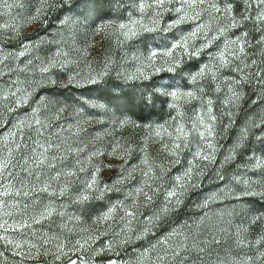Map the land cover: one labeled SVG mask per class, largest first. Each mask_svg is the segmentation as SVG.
<instances>
[{
	"label": "snow or ice",
	"instance_id": "1",
	"mask_svg": "<svg viewBox=\"0 0 264 264\" xmlns=\"http://www.w3.org/2000/svg\"><path fill=\"white\" fill-rule=\"evenodd\" d=\"M0 9L14 49L0 53V105L14 117L0 123V242L20 264H264V213L249 212L234 233L228 219L246 197L264 200V119L246 122L218 158L247 89L264 92V0H0ZM97 36L109 48L88 59ZM37 69L39 78L17 75ZM57 87L84 90L72 135L93 120L143 135L111 151L73 146L54 123L67 106L54 120L42 114ZM104 156L122 163L96 162ZM114 167L111 182L102 178ZM212 173L214 188L190 208ZM227 202L230 211L212 213ZM87 220L94 228L78 233ZM225 236L239 250L231 261L213 258Z\"/></svg>",
	"mask_w": 264,
	"mask_h": 264
},
{
	"label": "rangeland",
	"instance_id": "2",
	"mask_svg": "<svg viewBox=\"0 0 264 264\" xmlns=\"http://www.w3.org/2000/svg\"><path fill=\"white\" fill-rule=\"evenodd\" d=\"M2 10V9H0ZM21 14L23 12L21 11ZM13 16L16 15V10L13 9ZM4 19H8V16H4ZM167 19V17L165 18ZM41 27L38 24H33L29 27L24 28V33H31L34 29ZM97 43L95 44V47L91 49L90 56L87 57L88 59H102L103 56L106 54V50L109 48V43L106 40H102L101 37L97 36L95 38ZM13 43H15L13 41ZM14 51L12 47L9 46V42L6 37L0 36V53L8 54L10 52ZM41 55H44V53H40ZM259 58V57H257ZM23 59V58H21ZM9 63L14 69L22 68L24 65L20 63V61L17 60H10ZM4 71H7V69H3ZM19 75V78L23 80L25 76L27 75L29 78H31L33 75H35L36 78H39L40 73L38 69L33 72L28 73H17ZM4 80H7V77L3 78ZM12 79H16V76H12ZM63 80L66 82L67 75L63 77ZM59 82V81H58ZM0 87H3V84H0ZM84 90L82 89H75V88H53L50 90V92L47 94L48 100L52 102L49 106V108L42 109V114H46L50 118L55 117V108L59 106L66 105L67 111L64 112L61 115V118L59 121H55L54 123L62 126L65 129L64 135L68 137V143L72 144L73 146L80 145V142L83 141L84 144L80 146H86V150H90L93 148L94 144L102 143L104 145L103 150L104 151H111V149L108 146L110 143H114L118 138H129L134 137L136 141H139L140 137L143 135L141 131H133L132 129H124V130H114L111 126V123H107L106 125H101L96 123L95 120L89 122V123H83L81 122L80 127L88 129V133H81L79 136H74L72 133H75L77 131L76 128V120L77 116L75 113V109L78 107L77 101L80 95V92ZM45 94V93H41ZM255 100L256 103L253 104L252 101ZM3 105H0V123H3L5 119H10L14 117H9L7 113H5L3 110ZM237 113L235 116L236 120V126L230 130L228 133H226V137H230V139H221L219 143L223 145V149L221 150V153H218V158L222 160L223 155L227 154V149L232 143V141L235 139V137L239 134V130L241 127L245 125L246 122H248L250 119H256L257 122L260 119H264V92H261L259 89L253 90V89H247V98L242 101L241 107L239 109H234ZM165 117V113L161 112L158 113L155 118L162 119ZM84 120H88L87 116H84ZM71 125V127H70ZM6 130V129H5ZM55 130V129H54ZM252 132L259 131L258 129L251 130ZM97 133H99L100 140H96L95 137L97 136ZM3 134V130H0V135ZM250 146H255V142L253 141ZM153 157L156 155L155 148L152 149ZM258 154V153H257ZM97 163H109L112 162L115 165H119L122 163L121 160H112L111 157L104 156V157H98L96 158ZM228 175L232 174V170L228 169ZM119 172L118 167H114L113 169H104L101 173L102 178L105 180H108L111 182V178L117 175ZM175 173V169L173 170ZM216 182L215 174L212 173L211 176L206 177L203 181L204 183V190H198L197 193L192 194L191 200L187 201L188 206L191 208L192 205L203 199V197L208 193L207 190L214 188ZM123 198V197H121ZM246 204L243 208H237L236 209V215L232 217H228L232 221L229 232L234 233L236 231L237 227L246 226L245 216L249 212L252 215L264 213V200H261L259 197H246L245 198ZM65 203L67 201H64ZM106 203L104 207H106ZM232 207L231 202H227L226 206H220L217 207L216 205L212 206V213H218L221 211H230ZM63 211L64 209H60ZM193 210H195L193 208ZM69 214H72L74 212V209L69 206L67 209ZM211 215V213H210ZM215 220V218H214ZM228 227V225H225ZM123 227V225H121ZM94 225L92 224L91 220H87V222H84L80 225L76 226V231L79 233L82 229H93ZM118 230V229H117ZM259 231V226L253 227L252 234L255 235L256 232ZM15 236L16 239H23L19 234H12ZM66 235H68L66 233ZM77 238V237H74ZM30 239V238H29ZM101 239H105L102 237ZM223 239L226 241L225 245L213 252V258H215L217 255L220 257L223 261H231L233 259L238 258L236 253L239 252L238 249H235L233 246H231L230 242L228 241V237L225 236ZM99 243V241L97 242ZM141 243V242H138ZM143 243H147L146 241ZM0 253H3V255H0V264H20V258L15 257L12 254L11 248L5 246L3 242H0ZM123 255V253H122ZM125 259H129L128 255L124 256ZM131 258H135L134 255H132ZM239 258H242V254H240Z\"/></svg>",
	"mask_w": 264,
	"mask_h": 264
}]
</instances>
